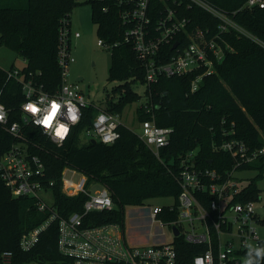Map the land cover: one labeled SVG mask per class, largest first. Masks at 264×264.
Returning <instances> with one entry per match:
<instances>
[{
    "label": "trees",
    "instance_id": "16d2710c",
    "mask_svg": "<svg viewBox=\"0 0 264 264\" xmlns=\"http://www.w3.org/2000/svg\"><path fill=\"white\" fill-rule=\"evenodd\" d=\"M206 1L264 42V7L249 8L246 6L248 0ZM88 3L99 40L113 46L109 81L119 83L104 104L108 111L122 115L128 105L147 96L153 105L157 125L174 130L169 146L161 150L158 159L126 126L119 128L121 137L114 144L92 143V140L82 142V132L91 127L99 113L94 105L84 109L73 135L61 146L54 144L33 125H27L23 130L29 151L45 164L46 183H53L49 192L55 213L67 217L83 211L87 200L84 194L68 197L62 191L63 171L75 170L87 177L88 187L96 183L107 188L114 202L112 210L90 213L85 224L117 223L125 231L127 207L146 206L152 199L161 197H174L173 206L177 205L179 163L189 151L197 149L196 164L200 168H213L220 173L233 168V159L213 148V143L223 140L224 120L227 124H236V138L253 149L264 146V48L232 30L222 37L233 51L216 66V73L204 78L196 93H189L192 75L161 78L149 86L142 61L133 47L124 42L128 27L121 15L130 4L126 0H89ZM166 3L180 16L189 18L191 28L199 27L213 34L217 31L220 21L203 9L189 5L185 0H167ZM78 4L77 0H0V45L25 60L20 71L23 79H32L49 94H55L61 83V69L57 62L59 29L63 19H71ZM151 6L155 8V21L166 4L162 0H152ZM179 39L183 42L181 36ZM163 50L168 56L173 53L170 47ZM14 69L12 67L9 71ZM7 72L0 68V102L9 113L10 123H22L21 105L26 98L21 83L8 80ZM135 84L147 85L144 96L134 91ZM150 119L151 115L139 106L138 122ZM17 142L0 124V158ZM258 162L264 169V158ZM251 167L253 165L240 170ZM259 197L260 191L251 181L236 200L257 202ZM53 213L52 210L39 211L35 198L14 197L0 175V264H5V252L12 253L9 264H73L59 251L57 220L41 233L32 250L25 252L20 247L22 235L43 225ZM177 217V211L160 215L166 222L175 221ZM175 244L185 264H190L201 252L182 237L176 238ZM251 260L253 264L257 260L264 264V256L258 258L255 255Z\"/></svg>",
    "mask_w": 264,
    "mask_h": 264
},
{
    "label": "built area",
    "instance_id": "2783aa9c",
    "mask_svg": "<svg viewBox=\"0 0 264 264\" xmlns=\"http://www.w3.org/2000/svg\"><path fill=\"white\" fill-rule=\"evenodd\" d=\"M126 1L130 6L121 15L124 24L128 27L124 42L133 47L142 61L145 79L149 86L157 83L161 78L192 75L189 93H196L204 78L216 73V66L222 63L227 53L233 51L231 45L222 37L232 30L264 48V42L206 0L185 1L189 2V5L203 9L220 21L214 34L199 27L191 28L190 19L180 16L176 9L167 5V0H162L166 7L155 21H153L155 8L151 6L152 0ZM246 6L264 7V0H248ZM80 36L79 32H72L71 19H63L58 34L57 53L61 83L55 94L45 92L42 86H38L32 79L25 81L19 70L7 72L8 80L13 79L21 83L26 100L21 105L22 123H10L9 113L5 105L0 102V107L6 114L5 120L0 121V124L18 140L0 158L1 179L14 197L35 198L39 211L54 212L43 225L22 235L21 249L25 252L32 250L39 242L41 233L57 220L59 251L63 256L71 259L73 264H185L175 244V239L178 237L201 249L200 254L194 256L190 264H194L196 257L206 255H210L211 261L206 259L205 264H245L246 260L252 259L257 252L255 247L249 250L247 244L253 241L261 245L257 225L264 222V217L256 212V201L236 200L244 187L239 186L235 174L238 169L263 159L264 146L253 149L243 140L236 138V124L234 122L227 124L226 120L223 122L225 126L223 140L220 143H213V148L228 154L234 161L233 168L224 173L213 168H200L196 164L197 149L186 153L179 163L177 181L180 193L177 205L149 208L148 225L151 227L157 223V231L153 235L156 242L150 245L134 244L117 223L87 226L85 218L90 213L112 210L114 202L110 191L105 187L92 192L93 185L87 186L86 176L77 184L65 180L63 174L68 169L62 174L63 193L68 197L84 194L87 200L82 212H75L67 217H60L55 213L53 202L48 203L43 197L44 194H50L49 186L53 183L51 182L50 185L46 183L45 164L42 159L29 151V142L23 130L25 126L33 125L41 129L48 139L61 146L73 135L82 120L84 109L92 105L98 107L99 113L91 127L82 132L81 135H85L86 139L114 144L121 137L119 128L124 126L122 115L108 111L106 104L107 108L104 111L101 104L95 105L89 102L78 83L69 80V69L75 62L71 53V41ZM180 36L183 42L179 39ZM177 41L179 44L173 49ZM98 45L110 52L113 48L102 39L98 40ZM166 47H170L173 52L170 56L163 50ZM30 101L41 108V112L35 116L24 109V105ZM52 101L60 103L61 109L52 129L46 131L35 121L47 113ZM140 106L151 115V119L139 122L140 132L137 135L160 159L161 150L169 146L174 130L157 125L153 105L149 103L147 96L141 99ZM69 108L75 109L79 117L75 124L69 119ZM101 116L104 118L103 122L100 121ZM57 123H64L70 128L67 138L63 141L54 136ZM106 136H112L113 139L105 143ZM160 140L164 141L163 146L159 143ZM71 171L78 173L75 170ZM175 211L178 212L175 221L166 222L160 218L161 214ZM174 227L179 231L178 236L175 235ZM167 231L172 235L171 240H167ZM146 234L142 233V236ZM252 250L255 254L251 253ZM11 257V252L3 254L5 264H9Z\"/></svg>",
    "mask_w": 264,
    "mask_h": 264
},
{
    "label": "rangeland",
    "instance_id": "374dc122",
    "mask_svg": "<svg viewBox=\"0 0 264 264\" xmlns=\"http://www.w3.org/2000/svg\"><path fill=\"white\" fill-rule=\"evenodd\" d=\"M78 6L71 14V30L73 33L79 32L81 37L79 39H72L71 53L75 62L69 69V80L72 83H78L85 98L95 105L104 103L109 96L112 95L113 88L119 85L117 82L109 81V70L111 67L112 56L110 51L98 45L99 36L97 33V25L92 21V8L88 3L89 0H77ZM25 66V60L18 56L9 48L0 45V68L4 71H9L12 67L21 71ZM78 78H83L82 81H77ZM146 84L133 85L134 91L140 96H144L146 91ZM141 101L128 105L122 114V123L130 130L139 134L140 124L137 120V108ZM81 141L87 142L85 135H81ZM253 167L240 170L238 169L235 177L239 180L241 188L246 187L251 181H254L260 191L259 200L256 202V212L259 216L264 217V169L261 168L260 163L252 164ZM263 176H260V175ZM64 179L72 184L79 183L84 175L82 173H73L70 169L63 174ZM102 186L94 183L91 191L101 189ZM43 197L48 203H52V196L44 194ZM174 197H161L149 201L146 206L142 207H127L125 216V232L126 236L130 238L135 234H146L149 224V208L173 206L175 205ZM257 234L261 239V245L257 242H249V244L257 247H264V222L257 225ZM157 231V223L149 226L148 233L144 235L150 243L157 240L153 235ZM167 240H171L172 235L167 231ZM231 238V236H230ZM238 241V239H237ZM240 244V243H237ZM257 244V245H256ZM29 264H38L30 262Z\"/></svg>",
    "mask_w": 264,
    "mask_h": 264
},
{
    "label": "clouds",
    "instance_id": "9594fccd",
    "mask_svg": "<svg viewBox=\"0 0 264 264\" xmlns=\"http://www.w3.org/2000/svg\"><path fill=\"white\" fill-rule=\"evenodd\" d=\"M24 109L27 112H30L34 116L41 112V108L36 106V103L29 102L26 105H24ZM61 104L57 103L56 101H52L50 104V108H48V111L45 115H43L42 118L37 119L35 121L36 124L42 126L46 131L49 129H52L54 121H56V118L58 116V113L60 112ZM69 112V119L73 124L77 123L79 117L76 114V110L73 108L68 109ZM5 113L2 110V107H0V121L5 120ZM104 118L103 116L100 117V121L103 122ZM70 132V128L64 124V123H57L56 127L54 128V136L56 138H59L61 141L65 140ZM115 135V134H113ZM112 136H106L104 138V142L108 143L112 140ZM159 143L161 146H163L164 141L160 140ZM247 247L249 250H251L253 247H255L257 252V257L264 256V247H257L253 246L251 244H247ZM211 261L210 255H206L205 257H196L194 264H205V260ZM245 264H253L251 259H248L245 261ZM256 264H259V261L257 260Z\"/></svg>",
    "mask_w": 264,
    "mask_h": 264
},
{
    "label": "crops",
    "instance_id": "0c3cea01",
    "mask_svg": "<svg viewBox=\"0 0 264 264\" xmlns=\"http://www.w3.org/2000/svg\"><path fill=\"white\" fill-rule=\"evenodd\" d=\"M81 37V36H80ZM79 37V38H80ZM79 38H76V39H79ZM73 39H75V38H73ZM93 103V102H92ZM104 103H102L101 104V106L103 105ZM130 240H131V242L132 243H134V244H149L150 242L146 239V238H144V236H142V235H140V234H135L134 235V237L133 236H131L130 237Z\"/></svg>",
    "mask_w": 264,
    "mask_h": 264
},
{
    "label": "water",
    "instance_id": "95a60500",
    "mask_svg": "<svg viewBox=\"0 0 264 264\" xmlns=\"http://www.w3.org/2000/svg\"><path fill=\"white\" fill-rule=\"evenodd\" d=\"M179 44V42L177 41V42H175V44H174V46H173V49H175L176 47H177V45ZM83 80V78H78V82L79 81H82ZM101 108H102V110H106V105L105 104H103L102 106H101ZM97 141L95 140V139H93L92 140V143H96ZM174 232H175V235L176 236H178L179 235V231H178V229L176 228V227H174ZM252 254H255V251L254 250H252V252H251Z\"/></svg>",
    "mask_w": 264,
    "mask_h": 264
}]
</instances>
